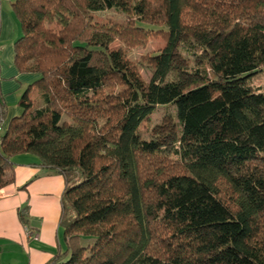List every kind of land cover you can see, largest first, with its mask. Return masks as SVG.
Returning a JSON list of instances; mask_svg holds the SVG:
<instances>
[{
    "label": "trees",
    "instance_id": "obj_1",
    "mask_svg": "<svg viewBox=\"0 0 264 264\" xmlns=\"http://www.w3.org/2000/svg\"><path fill=\"white\" fill-rule=\"evenodd\" d=\"M12 9L15 64L36 78L0 136V189L20 153L62 174L66 248L46 264H264V90L249 82L264 65V0H13ZM102 11L119 18L98 23ZM143 24L165 45L141 63L127 48L149 32ZM187 39L205 66L177 69ZM162 105L180 125L170 152L139 133Z\"/></svg>",
    "mask_w": 264,
    "mask_h": 264
},
{
    "label": "crops",
    "instance_id": "obj_2",
    "mask_svg": "<svg viewBox=\"0 0 264 264\" xmlns=\"http://www.w3.org/2000/svg\"><path fill=\"white\" fill-rule=\"evenodd\" d=\"M12 2L0 0V136L20 115L19 98L36 78L14 61V42L22 31ZM11 161L13 180L0 189V264H46L66 248L61 225L64 178L31 153L16 154Z\"/></svg>",
    "mask_w": 264,
    "mask_h": 264
},
{
    "label": "rangeland",
    "instance_id": "obj_3",
    "mask_svg": "<svg viewBox=\"0 0 264 264\" xmlns=\"http://www.w3.org/2000/svg\"><path fill=\"white\" fill-rule=\"evenodd\" d=\"M119 18L118 15L112 11H102L95 14L96 21L98 23L105 22L107 18ZM145 27L148 26L149 32L146 35L136 34L139 38V43L132 45L127 48L128 56L137 61L144 62V57L147 54L155 53L165 45V39L162 35L157 33L154 28L147 24H143ZM153 28V29H150ZM151 30V31H150ZM191 42V43H189ZM122 41L116 39L113 41L112 46L116 47L118 44L121 45ZM193 41L186 40L178 47L179 56L176 57L177 69L185 66H205L206 54L203 52L200 55L192 53L194 46ZM140 72L145 79L150 77V70L148 67L141 66ZM175 72L169 74L173 77ZM183 75V73H182ZM192 78V77H191ZM249 82L251 85L264 90V65L260 69L249 76ZM39 93L34 91L32 98L36 104H40ZM140 136L144 139L157 138L160 143L170 152L176 145V139L180 133V125L174 114V108L169 105L158 106L145 120H143L139 126Z\"/></svg>",
    "mask_w": 264,
    "mask_h": 264
},
{
    "label": "built area",
    "instance_id": "obj_4",
    "mask_svg": "<svg viewBox=\"0 0 264 264\" xmlns=\"http://www.w3.org/2000/svg\"><path fill=\"white\" fill-rule=\"evenodd\" d=\"M37 235L36 234H33V237H36Z\"/></svg>",
    "mask_w": 264,
    "mask_h": 264
}]
</instances>
